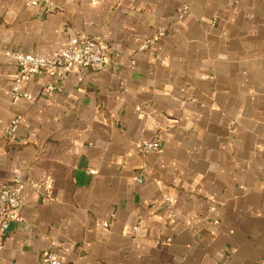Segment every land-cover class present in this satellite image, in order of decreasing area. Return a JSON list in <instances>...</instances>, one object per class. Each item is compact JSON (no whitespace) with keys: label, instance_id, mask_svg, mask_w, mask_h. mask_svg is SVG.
Here are the masks:
<instances>
[{"label":"crops","instance_id":"obj_1","mask_svg":"<svg viewBox=\"0 0 264 264\" xmlns=\"http://www.w3.org/2000/svg\"><path fill=\"white\" fill-rule=\"evenodd\" d=\"M82 34L106 69L15 93L11 50ZM14 177L0 264H264V0H0V191Z\"/></svg>","mask_w":264,"mask_h":264},{"label":"built area","instance_id":"obj_2","mask_svg":"<svg viewBox=\"0 0 264 264\" xmlns=\"http://www.w3.org/2000/svg\"><path fill=\"white\" fill-rule=\"evenodd\" d=\"M189 5H183L179 17L183 18ZM165 31L160 29L147 38L141 48L148 47L153 41L163 37ZM11 57L17 66V76L13 84V90L20 94L22 86L36 75L47 72L52 78H61L70 73L75 66L85 67L94 72H101L108 66L107 48L103 40L98 36L74 35L66 43L61 44L51 55H40L21 49L10 51ZM54 90L52 85L48 86ZM22 118L15 117L7 127V133L13 135L18 132ZM141 153L147 154L162 149L161 139L155 138L138 143ZM138 182L143 178L138 176ZM25 182L19 177H14L12 182L4 186L0 191V230H9L12 224L22 219L21 202L23 200ZM108 224V222L106 223ZM46 264H63L55 255L47 253Z\"/></svg>","mask_w":264,"mask_h":264}]
</instances>
